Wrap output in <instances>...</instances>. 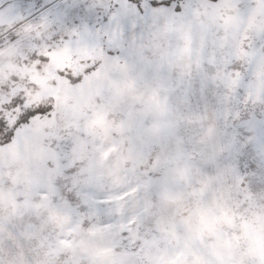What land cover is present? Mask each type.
I'll return each mask as SVG.
<instances>
[{"label":"snow or ice","instance_id":"6c2138e0","mask_svg":"<svg viewBox=\"0 0 264 264\" xmlns=\"http://www.w3.org/2000/svg\"><path fill=\"white\" fill-rule=\"evenodd\" d=\"M0 264H264V0H0Z\"/></svg>","mask_w":264,"mask_h":264}]
</instances>
